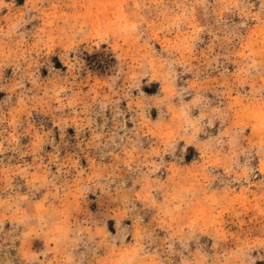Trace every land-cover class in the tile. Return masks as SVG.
Segmentation results:
<instances>
[{
  "label": "rangeland",
  "instance_id": "obj_1",
  "mask_svg": "<svg viewBox=\"0 0 264 264\" xmlns=\"http://www.w3.org/2000/svg\"><path fill=\"white\" fill-rule=\"evenodd\" d=\"M0 264H264V0H0Z\"/></svg>",
  "mask_w": 264,
  "mask_h": 264
}]
</instances>
